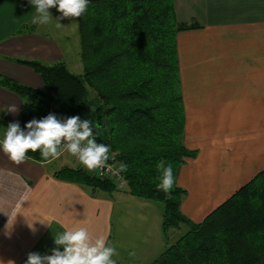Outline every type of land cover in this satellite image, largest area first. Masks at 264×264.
Returning a JSON list of instances; mask_svg holds the SVG:
<instances>
[{"label": "crops", "instance_id": "0c3cea01", "mask_svg": "<svg viewBox=\"0 0 264 264\" xmlns=\"http://www.w3.org/2000/svg\"><path fill=\"white\" fill-rule=\"evenodd\" d=\"M174 6L178 22L199 25L179 32L177 45L184 143L197 152L178 176L187 191L181 210L200 223L264 171V0H174ZM49 11L53 19L35 25L29 0H0V76L43 90L42 78L16 59L64 63L70 70L69 36L55 26L61 13L55 7ZM22 102L0 86V109L12 104L19 109L16 114L0 111V140L18 119ZM65 167L84 168L68 154L16 165L0 150V264H25L30 252L50 255L54 235L68 229L85 227L110 243L121 202L148 206L126 186L107 193L56 177ZM155 238L160 247L168 246L165 237ZM151 255L148 251L145 259Z\"/></svg>", "mask_w": 264, "mask_h": 264}, {"label": "trees", "instance_id": "16d2710c", "mask_svg": "<svg viewBox=\"0 0 264 264\" xmlns=\"http://www.w3.org/2000/svg\"><path fill=\"white\" fill-rule=\"evenodd\" d=\"M83 73L64 63L47 65L16 59L31 68L43 90L0 76V86L22 99L23 129L33 118L49 113L80 116L99 124L97 142L110 146L127 192L141 200L164 204L162 232L189 231L150 264H264V171L237 190L202 222L186 217L182 202L187 191L178 184L182 166L197 152L184 143L185 109L181 93L177 34L198 24L176 19L174 0H89L77 18ZM28 158L44 161L40 152ZM171 163L175 183L172 198L157 190L161 173L156 164ZM56 177L94 191L118 190L109 178L85 168H62Z\"/></svg>", "mask_w": 264, "mask_h": 264}, {"label": "clouds", "instance_id": "9594fccd", "mask_svg": "<svg viewBox=\"0 0 264 264\" xmlns=\"http://www.w3.org/2000/svg\"><path fill=\"white\" fill-rule=\"evenodd\" d=\"M30 5L35 9L36 15L32 19L35 25H46L52 19L49 11L56 8L61 16L56 18V27L63 25L61 19L80 18L88 8L89 0H29ZM0 111L16 114L19 109L15 104L8 105ZM100 125L84 119L80 116L58 118L55 114L37 120L33 118L28 121L22 129L19 121L10 122L0 140V150L16 165H20L28 159V152H40L45 160L60 157L68 152L76 157L80 164L89 172L101 170L108 165L110 159V146L97 142ZM157 170L161 173L158 177L157 190H162L167 199L172 198V190L175 183L173 167L171 163L160 160L156 164ZM126 165H120V171H125ZM122 185H118L120 187ZM41 223H45L40 221ZM49 225V224H48ZM33 231V223L28 224ZM50 226V225H49ZM55 247L50 255H41L37 252H30L27 255L25 264H116L113 259L118 252L105 236H93L87 228L79 227L68 229L54 235ZM61 247L63 250H61ZM134 256L135 253H129Z\"/></svg>", "mask_w": 264, "mask_h": 264}, {"label": "rangeland", "instance_id": "374dc122", "mask_svg": "<svg viewBox=\"0 0 264 264\" xmlns=\"http://www.w3.org/2000/svg\"><path fill=\"white\" fill-rule=\"evenodd\" d=\"M60 23L63 25L62 30L69 36L71 59L68 63L69 68L74 74H82L83 64L81 60L80 35L77 20L62 19ZM38 29L42 32L48 31L44 26H40ZM64 154L66 155V153ZM124 189H127V186ZM147 203V208H141L142 204L127 206L125 202H121V204L117 206L113 217L112 239L110 241V244L115 246L118 252V255H116L117 261L115 260L116 264H150L153 262L152 260L160 256L169 245L174 244L180 237L189 231L188 226H182L181 231L172 232V238H170L169 233L167 242L169 245L160 247V243L157 245L155 242V237H164L161 224L165 206L159 202ZM146 235H149L148 242L145 240ZM156 248H160L159 251H156ZM148 251L153 253V255L149 256L150 259H145L148 256ZM131 252H134L135 255L130 256L129 253ZM138 256L140 257L138 258Z\"/></svg>", "mask_w": 264, "mask_h": 264}, {"label": "built area", "instance_id": "2783aa9c", "mask_svg": "<svg viewBox=\"0 0 264 264\" xmlns=\"http://www.w3.org/2000/svg\"><path fill=\"white\" fill-rule=\"evenodd\" d=\"M64 153H66V154L70 155L71 157H73L74 159L78 160L76 157L72 156L68 152H64ZM107 163H108V165H111V167H105L102 170L103 174H101V170H99V169L93 171L92 173L98 178H109V179H111L112 181L115 182V184L117 186L118 185H122L119 188H123L124 186H126L125 179L123 178V175H122V173L120 171V168H119L118 164L113 159H111Z\"/></svg>", "mask_w": 264, "mask_h": 264}]
</instances>
